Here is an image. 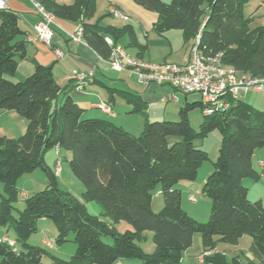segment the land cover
<instances>
[{"label":"trees","instance_id":"obj_1","mask_svg":"<svg viewBox=\"0 0 264 264\" xmlns=\"http://www.w3.org/2000/svg\"><path fill=\"white\" fill-rule=\"evenodd\" d=\"M36 1L56 18L80 22L85 41L104 58L111 51L107 36L117 44L125 32L131 42L137 39L131 24L103 27L96 17L97 0ZM134 1L157 12L153 29L159 34L179 29L191 45L200 34L199 47L207 55H220L238 74L264 77V23L250 25L251 18L243 11L247 0ZM26 35L19 15L9 7L0 9V112L14 111L27 121L19 136L0 135V181L6 191L0 198V226H10L16 233L13 245L0 240V264H181L196 233L201 234L206 251L215 249L218 240L238 244L244 235L251 239L254 259L228 260L213 251L203 260L264 264V203L249 198L245 183L247 178L261 177L253 156L264 147V110L240 97L225 109L219 102L186 98L179 120L165 116L150 120L141 94L108 87L109 98L118 93L131 104V112L143 113V128L135 134L110 118L85 115L86 109L69 88L55 78L53 65L38 63L27 77L13 80L19 60L27 56ZM198 107L204 116L196 130L189 113ZM214 129L220 130L221 141L214 169L203 186L211 211L209 219L201 222L183 207L178 184L197 177L209 156L195 141ZM54 148L69 152L72 172L84 185V201L59 188L57 171L45 158ZM38 167L45 171L48 184L27 197L24 208L15 214L16 182ZM156 192L164 198L158 211L153 208ZM87 201L100 203L105 215L114 222H129L132 229L118 231L111 222L91 214ZM40 219L56 224L58 244L73 237L76 248L70 258L29 241ZM146 231L152 232L153 252H145L136 241ZM50 242L47 246L53 245Z\"/></svg>","mask_w":264,"mask_h":264},{"label":"rangeland","instance_id":"obj_2","mask_svg":"<svg viewBox=\"0 0 264 264\" xmlns=\"http://www.w3.org/2000/svg\"><path fill=\"white\" fill-rule=\"evenodd\" d=\"M171 1V0H164ZM123 4L126 6V9L129 12V16L126 18H119L113 14L107 13H98L97 17L101 19V24L103 27L107 26H116L123 28L128 24H131L134 27L136 32V41L131 42L129 32L123 33L118 42L132 57L140 59L144 62H150L155 65H162L165 62L175 63V64H184L187 60V54L189 47L192 43L187 42L179 29H170L165 32L164 35L159 34L153 29V23L157 20V12L146 9L144 6L138 4L134 0H122ZM115 7V6H112ZM104 8H106L104 4ZM102 9V4L100 6V12ZM131 9V10H130ZM244 15L250 17V25L252 27L259 26L264 22V0H247L243 7ZM124 13L126 11L123 10ZM128 15V14H127ZM121 19V20H120ZM109 34V33H108ZM114 74L119 75L118 72L114 70ZM124 80L121 79L125 84L129 83L130 87L140 91L143 90L145 85H143L136 77V75L130 76L128 73L122 72ZM119 81V78H118ZM101 87V86H100ZM102 88V87H101ZM176 94L180 97V101H175L173 99L166 100L164 102L161 100L160 105H165L167 107L166 120H179L180 116L178 111L180 107L185 104V101L192 99L191 97H186V94L181 91H176ZM249 94H252L256 97L264 96L263 92L258 93L251 90ZM242 98V95H239ZM118 99V97H117ZM115 111V110H114ZM1 113V112H0ZM114 113H106L105 116L110 117ZM116 114V113H115ZM136 118H124L127 130L139 134L142 129H139L138 122L140 119H144L142 112L134 113ZM191 123L196 130H199L200 124L203 121V112L201 109L195 108L189 113ZM21 115L16 112L6 113L0 117V135H6L5 133L10 134L12 128H16V125L21 119ZM22 119L26 121L23 117ZM150 120H157L158 118L154 115H151ZM27 125V121H26ZM143 128V127H142ZM5 130V133H3ZM23 133V132H22ZM22 133H16V137ZM10 137V135H9ZM221 141V132L219 129H214L207 136L200 137L196 139V144L208 152V159L204 160L202 165L198 170V175L193 180H183L178 184V187L182 190V205L183 207L197 220L201 222H206L209 219L211 211V199L204 193L203 186L206 182L207 177L214 169V162L216 161L219 154V147ZM64 149L57 151V148L50 149L46 152L45 158L46 162L57 171V181L58 186L62 191L71 192L76 195L78 198H81L84 192V185L82 182L77 179L71 169L69 162L64 158ZM257 165V158L254 159ZM263 165L264 163L261 162ZM61 166L60 169L58 166ZM258 166V165H257ZM264 172V170H263ZM264 174V173H263ZM250 181H255L256 186H248L249 198L251 200H256L258 198L255 194H262L264 198V176H261L258 180H253L248 178ZM48 184V178L45 171L38 167L34 172L22 175L16 182V187L18 190V200L15 202V214H18L19 210L23 209L25 206V199L37 191L45 188ZM250 188V189H249ZM6 195L5 187L3 182L0 181V198L1 196ZM195 196L196 200L192 201L189 199V196ZM84 201V198L82 197ZM164 205V198L161 194L156 192L153 199V208L155 211L160 210ZM87 210L93 214L98 215L102 219L111 222L112 225L116 226V229L120 232H123L127 229H132V225L125 221L121 220L119 222H114L109 216L105 215L103 208L100 203L96 201H87L86 202ZM9 229L6 231V229ZM0 229H3L8 234H14L15 231L12 227L0 226ZM57 228L56 224L50 219H44L38 221V228L32 234L29 241L34 244L41 245L43 247L50 248L45 245L43 242L44 238H49L53 242V252L58 254L63 258H70L75 251L76 244L73 241V237L70 236V239L58 244L56 242ZM103 239L111 242L112 239L106 236H103ZM46 240V241H50ZM136 241L142 246L145 252H153L155 250V243L153 241V236L151 231H146L142 236L136 239ZM250 242L251 239L248 235H244L240 238L238 244H231L224 241H217L215 251L225 254L228 260H231L233 257L238 256L243 261L253 258V255L250 251ZM60 247V248H59ZM209 255L212 253L211 250H205L202 244V238L200 233H196L193 239L192 245L185 251L182 264H214L204 260V262H199V258L204 254ZM204 259V258H203ZM47 262V259L45 260ZM137 261L134 259L132 262Z\"/></svg>","mask_w":264,"mask_h":264},{"label":"crops","instance_id":"obj_3","mask_svg":"<svg viewBox=\"0 0 264 264\" xmlns=\"http://www.w3.org/2000/svg\"><path fill=\"white\" fill-rule=\"evenodd\" d=\"M57 1L64 3H71L74 0H57ZM101 4H102V9L100 12ZM104 4L106 8H104ZM112 6H115L116 8L122 11L123 10L126 11V14H128L129 16V12L126 10L128 8H126L122 0H97L96 17L98 13L100 14L108 13V12L111 13ZM8 7L14 10L19 15L20 25L24 30H26L27 33L26 37H27L30 33L33 32L35 23L40 19V15L34 6L33 0H8ZM79 25L80 22H71L55 17L53 23V29L55 32L53 37V47H50L43 42H39V41L32 42L27 40L26 42L27 56L19 60L17 71L15 75L12 77V79L16 81L24 79L34 71L38 63L45 65H53L55 78L60 83V85L69 88L70 95L74 99H76L83 108L86 109L85 115L87 116L107 118L108 116L105 115L108 112L98 107V105L101 102H107L112 107L110 113H114L113 115L110 116L112 117L110 119L114 120L118 124H121L124 127H126L125 124L126 122L124 118H127V120L129 118H136L133 117L135 116L134 115L135 112H131V108H132L131 104L127 103V100L124 97H122L117 93L112 98H109L108 87H112L116 89H130L136 91L137 93L141 94L144 101L147 102L146 110L148 116L151 117V115H154L156 117H164V116L166 117V115H168L167 107H165V105L163 107V105H160V103L162 97L166 93L171 92L172 89L167 85H163V86L145 85L146 87H144L143 90L137 91L132 87H130L129 83L126 82L125 84L121 80V79L124 80L121 73L122 72L128 73L127 71L115 70L116 72L119 73V75L114 74V69L111 68L110 64L86 41L73 39V35L76 33L77 27ZM55 48L62 49L65 52L64 56L62 57L57 56L55 52ZM189 51H190V47L188 50V54H187L188 56L186 61H188L189 58ZM93 67H95V73L93 78L82 89H78L76 87V78H75L76 72L80 70H89L92 69ZM251 90L258 93L263 92L264 94V89L262 91L250 89L246 93L242 94V98L247 100L249 103H251L255 108L259 110H264V96L256 97L252 94H249ZM164 102L167 101L165 100ZM11 112L13 111L1 112L0 117L3 116V114L11 113ZM143 124H144V119H140V123L138 122V125L140 127L139 129H142ZM26 126H27L26 121H24L21 117V119H19L18 124L16 125V128L11 129L12 132L10 134H8L9 132L5 133V130H3V133H5L7 136L10 135V137H16L17 135L16 133L24 132ZM60 150L62 149L59 150L57 149L58 152H60ZM64 152H65L64 158L68 161V158L70 156L69 152L65 150ZM255 158H257L258 166L256 165V161H254ZM261 162L264 163V147L258 148L253 156L254 166L259 170L261 176H264L263 174L264 165ZM58 167L60 169L61 166L59 165ZM245 183L249 187L250 185L251 187H255L256 184H258L255 181H250L248 178L245 180ZM255 196L258 197L255 199H260L264 203V198L262 194H255ZM80 199L82 200V197ZM8 230L9 229L7 228L6 231ZM6 231L0 229V236L6 235L10 238L16 237V233L11 235L6 233ZM46 240H50V239L49 238L43 239L44 244L48 245ZM53 245L49 247L53 249ZM215 249H212L211 251L213 252L215 251ZM199 262H204V260L200 257Z\"/></svg>","mask_w":264,"mask_h":264},{"label":"built area","instance_id":"obj_4","mask_svg":"<svg viewBox=\"0 0 264 264\" xmlns=\"http://www.w3.org/2000/svg\"><path fill=\"white\" fill-rule=\"evenodd\" d=\"M33 2L40 19L35 23L33 32L27 38L29 41H39L53 47L55 16L36 0ZM6 8H8V0H0V9ZM111 12L119 18L128 16L116 7H111ZM83 32L84 27L80 24L73 39L85 41ZM105 40L111 46V51L107 58H103L111 68L116 71H127L129 75H136L138 80L147 86H169L172 91L162 97L163 101L170 99L180 101L176 91H181L186 94V97L202 99L210 103L219 102V105L225 109L230 105L231 100L237 99L239 95L248 90L262 91L264 88L263 76L238 74L233 67L222 62L220 55H207L199 47L200 34L196 35L190 47L188 61L184 64L165 62L162 65H155L144 62L132 57L121 45L115 43L112 37L107 36ZM55 52L59 57L65 54L60 48H55ZM94 73L95 67L77 71L76 87L82 89L93 78ZM98 107L107 112L111 111V106L107 102H101ZM208 112L206 110L205 113ZM189 199L196 200L193 195H190ZM0 240L8 241L11 245L15 243V240L7 236L1 237ZM47 244L51 245V242L47 241ZM205 254L208 252L201 256L202 259Z\"/></svg>","mask_w":264,"mask_h":264}]
</instances>
